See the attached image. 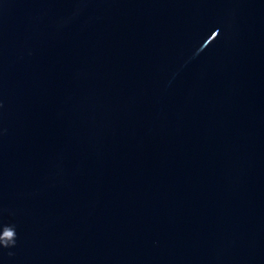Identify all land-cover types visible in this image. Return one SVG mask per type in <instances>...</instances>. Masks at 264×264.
I'll list each match as a JSON object with an SVG mask.
<instances>
[{
	"label": "water",
	"instance_id": "obj_1",
	"mask_svg": "<svg viewBox=\"0 0 264 264\" xmlns=\"http://www.w3.org/2000/svg\"><path fill=\"white\" fill-rule=\"evenodd\" d=\"M0 264H264V0H0Z\"/></svg>",
	"mask_w": 264,
	"mask_h": 264
},
{
	"label": "clouds",
	"instance_id": "obj_2",
	"mask_svg": "<svg viewBox=\"0 0 264 264\" xmlns=\"http://www.w3.org/2000/svg\"><path fill=\"white\" fill-rule=\"evenodd\" d=\"M17 233L15 227L11 225H6L4 227L3 233L0 234V246L5 248L15 245Z\"/></svg>",
	"mask_w": 264,
	"mask_h": 264
}]
</instances>
